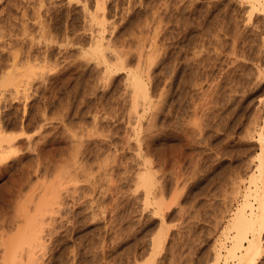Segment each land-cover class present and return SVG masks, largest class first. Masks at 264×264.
<instances>
[{"label":"rangeland","instance_id":"obj_1","mask_svg":"<svg viewBox=\"0 0 264 264\" xmlns=\"http://www.w3.org/2000/svg\"><path fill=\"white\" fill-rule=\"evenodd\" d=\"M39 1L0 0V54L8 50L10 42L19 59L26 61L28 57L26 65L23 60L20 63H44L42 69L47 66L44 73L48 71L44 76L47 86L43 84L37 93L32 88V98L27 102L14 99L10 91L0 87V126L6 134L21 140L14 150L23 149L12 150L3 161L7 163L0 162V221L13 218L22 208L33 214L35 200L59 193L60 209L52 213L55 223L44 226H53L54 233L49 239L44 233L46 249L36 264H212L217 242L223 239L229 244L223 229L243 201L260 152L258 135L264 126V0H257V9L253 10L254 0H107L103 26L96 19L84 17L88 13L81 8L82 0H72L71 4L67 0H44L38 8ZM87 2H92L89 9H94V0ZM47 9H52L51 19L44 14ZM38 19L47 26L42 27L44 31L39 29ZM53 22L57 24L55 29L50 25ZM95 28L103 37L113 39L117 50L122 46L120 50L127 49L129 66L148 86V106L143 112V105L138 106L141 113L136 134L132 94L124 86L128 82L126 71L120 69L103 82L100 75L104 63L90 59L87 52L84 55L89 58L80 54L84 48L90 50L89 39L98 34L92 31ZM46 30L49 36L44 37ZM55 37L62 43L45 41ZM66 37L71 43L65 42ZM29 40L31 46L39 44L38 48L36 44L30 46L35 52L28 49L34 59L25 50ZM39 48L45 59L38 54ZM139 54L143 61L140 67L136 62ZM26 69L22 73L26 74ZM48 82L54 86L50 88ZM44 87L48 90L43 93ZM24 139L32 140L35 147L27 150ZM141 170L153 173V181H157L147 199L145 189L138 186ZM158 196L164 198L160 204ZM249 201L256 208L252 197ZM7 224L4 230L10 226ZM260 240L255 264H264V233ZM220 261L229 263L223 258Z\"/></svg>","mask_w":264,"mask_h":264},{"label":"bare ground","instance_id":"obj_2","mask_svg":"<svg viewBox=\"0 0 264 264\" xmlns=\"http://www.w3.org/2000/svg\"><path fill=\"white\" fill-rule=\"evenodd\" d=\"M44 2V0H40L38 3H39V5L41 4V5H43L44 3H40V2ZM46 1V0H45ZM75 1H80V3H81V0H75ZM107 0H94V4H93V7L92 8H94V9H89V5H92L91 3L89 4L88 2H87V0H82V3H83V6H81V8H83V11H84V13L86 14V13H88L87 15H84V17L86 18V16L89 18V21H93V20H95V22L98 20V23L101 25V26H103V23H104V21H105V15L106 14H104V12H103V10H104V8H105V2H106ZM252 1V0H251ZM257 0H254V2H252L251 3V9L253 10V9H255V7H256V9H257V6H255V2H256ZM50 2V1H49ZM53 2V0L51 1V3ZM56 2V1H55ZM71 2H72V0H67L66 1V3H68V4H71ZM79 3V4H80ZM88 3V4H87ZM116 3V2H115ZM35 4V3H34ZM50 3H48V5H49ZM58 4V3H57ZM117 4V3H116ZM38 6V8L40 7H42V6ZM66 5V4H65ZM110 5H111V3H110ZM126 5V4H125ZM246 5V4H245ZM258 5V4H257ZM36 6V7H37ZM56 7H57V5H55ZM54 6V7H55ZM60 6V5H59ZM122 6V5H121ZM33 7H35V6H33ZM46 7L47 6H45V9H46ZM53 7V6H52ZM53 7V8H54ZM55 7V9H57ZM62 7H64V6H62ZM67 7H68V5H67ZM79 7H80V5H79ZM115 7H117V6H115ZM114 7V8H115ZM128 7V6H127ZM66 8V7H65ZM190 8V7H189ZM35 9H37V8H35ZM64 9V8H63ZM62 9V10H63ZM106 9H108V8H106ZM43 10V9H42ZM72 10V9H71ZM115 10V9H114ZM130 10V9H129ZM37 11H39V10H37ZM45 11V10H44ZM43 11V12H44ZM51 11H52V9H51ZM50 11V12H51ZM55 11V10H54ZM80 11V10H79ZM86 11V12H85ZM110 11H111V9H110ZM125 11V10H124ZM50 12H48V9H47V13H46V11H45V13L44 14H49L48 15V17L47 18H50L51 19V16L50 15H52V13L50 14ZM56 12V11H55ZM61 12V11H60ZM248 12V11H247ZM252 12V11H251ZM37 14H38V12H36ZM62 13V12H61ZM83 13V14H84ZM30 14V13H29ZM54 14V13H53ZM58 14V13H57ZM60 14V13H59ZM58 14V15H59ZM121 14V13H120ZM138 14V13H137ZM50 16V17H49ZM250 16V15H249ZM40 17H43V20H44V16H40ZM55 17H57V16H55ZM54 17V18H55ZM63 17V16H62ZM61 17V18H62ZM35 18H36V16H35ZM53 18V17H52ZM58 18V17H57ZM64 18V17H63ZM83 18V17H82ZM87 18V19H88ZM248 18H250V17H248ZM56 19V18H55ZM55 19H54V21H55ZM60 19V18H59ZM86 19V20H87ZM107 19V18H106ZM58 20V19H57ZM57 20H56V23H57ZM64 20V19H63ZM84 20V19H83ZM33 21V20H32ZM38 21H39V19H38ZM47 21V20H46ZM51 21H53V20H51ZM59 21V20H58ZM85 21V20H84ZM88 21V20H87ZM86 21V22H87ZM48 22V21H47ZM60 22V21H59ZM59 22H58V24H59ZM62 22V21H61ZM83 22V21H82ZM107 22H109L108 20H107ZM38 23V25L40 26V28L39 29H41L42 27H43V23H42V20L41 21H39V22H37ZM54 23V22H53ZM64 23V22H63ZM93 24L94 22H89L88 24ZM5 24V23H4ZM98 24V25H99ZM12 25V24H11ZM20 25H21V23H20ZM47 25V24H46ZM50 25H53V27H54V25H57V24H50ZM114 25V24H113ZM183 25V24H182ZM39 26H36V27H39ZM90 27H91V25H89ZM93 26V25H92ZM95 26V25H94ZM187 26V25H186ZM185 26V27H186ZM21 27V26H20ZM23 27V26H22ZM21 27V28H22ZM46 28H47V26H45ZM45 27H43V28H45ZM52 27V26H51ZM63 27V26H62ZM66 27V26H65ZM64 27V28H65ZM75 26H73L72 28H74ZM97 27V26H96ZM155 27V26H154ZM182 27V26H181ZM2 28H4V27H2ZM43 28H42V30H43ZM57 29H58V27H56ZM60 28V27H59ZM114 28V27H113ZM1 29V28H0ZM38 29V31H41V30H39ZM53 29H55V27L53 28ZM63 29V28H62ZM67 29V28H66ZM82 29V28H81ZM103 29V28H102ZM155 29V28H154ZM23 30V29H22ZM36 30V29H35ZM50 30V29H49ZM49 30H48V32H49ZM58 30H61V29H58ZM85 30V29H84ZM100 30V29H99ZM110 30V29H109ZM114 30V29H113ZM186 30V29H185ZM44 31V30H43ZM43 31H41V32H43ZM51 31V30H50ZM54 31V30H53ZM52 31V32H53ZM56 31V30H55ZM54 31V32H55ZM62 31H64V30H62ZM94 33L97 31L96 30V28H95V31L94 30H92ZM100 31H102V30H100ZM5 32V31H4ZM37 32V31H36ZM40 32V33H41ZM51 32V33H52ZM65 32V31H64ZM98 32V31H97ZM111 32V31H110ZM171 32V31H170ZM46 33V34H45ZM61 33V32H60ZM67 33V32H66ZM81 33V32H80ZM6 34V33H5ZM43 34H45V35H43L44 37H47V30H46V32H44ZM52 34H54V33H52ZM57 34V33H56ZM58 34H59V32H58ZM77 34V33H76ZM103 34V33H102ZM101 34V32H98V34L96 33L94 36L92 35V37H91V39H89L90 40V44H89V42H88V44H89V48H90V50H85V48H84V51H82L81 50V52H83V53H80V54H83V56H87L88 55V53H89V55H90V57H92V58H90V59H93V58H95V60H97V61H99V60H101L103 63H104V65H103V74H101L100 75V77L101 76H103L102 78H100V79H102L103 80V82L107 79V81L109 80V79H111L112 77H113V74H115L118 70H120V69H124L126 72H125V80H127L128 82H126V81H124V83L126 82V84L124 85L125 86V89H126V85H127V87L129 88L128 90H130V92H128L127 91V93H131L132 95H131V100H132V109H133V112H134V114H135V119H136V121H135V125L136 124H139L140 123V121H139V119H140V109H138V106H142L143 105V108L141 109V111L143 112V111H145V107H147L148 105H146V101H147V99L149 98V89H148V86H147V84H146V81L143 79V77L140 75V74H138V72H136L137 70L135 69L134 70V68H131V66H129V59L130 58H128V51H126L127 49H125V50H120V49H122L123 48V46H122V48H120L119 50H117V48L116 47H118V46H115L116 44H115V42H111V41H113V39L111 40V39H107L105 36L103 37V35ZM112 34V33H111ZM110 34V35H111ZM176 34H178L177 32H176ZM3 35V34H2ZM22 35V34H21ZM23 35H25L24 34V32H23ZM62 35V34H61ZM65 35V34H64ZM73 35V34H72ZM80 35V34H79ZM89 35H91V34H89ZM107 35V34H106ZM27 36H29V35H27ZM35 36V35H34ZM38 36H40V35H38ZM49 36V35H48ZM50 36H52V38H53V35H50ZM56 36V35H55ZM60 36V35H59ZM67 36V35H66ZM2 37V36H1ZM0 37V38H1ZM44 37H42V38H44ZM72 37V36H71ZM154 37V36H153ZM48 38H50V37H48ZM77 38V37H76ZM88 38H90V37H88ZM106 38V39H105ZM23 39V38H22ZM34 39V38H33ZM38 39V38H37ZM61 39H63V38H61ZM65 39V38H64ZM64 39H63V43H64ZM75 39V38H74ZM86 39V38H85ZM156 39V38H155ZM175 39V38H174ZM174 39H173V41H174ZM189 39V38H188ZM31 40V39H30ZM30 40H29V47H27V49L25 48V50L26 51H28V49L29 48H31L32 46H34L36 43H34V45H30V44H32L31 42H30ZM48 41V42H50L51 44H53V43H58V40L59 39H56V37H55V39H45V41ZM70 40H71V38H70ZM70 40H69V38H67L66 37V39H65V42L67 41V43L69 42V43H71L70 42ZM124 40V39H123ZM182 40V39H181ZM192 40V39H191ZM235 40V39H234ZM2 41H3V39H2ZM22 41V40H21ZM26 41H28V40H26ZM31 41H33V40H31ZM60 41V40H59ZM61 43H62V41H60ZM120 42V41H119ZM186 42V41H185ZM184 42V43H185ZM191 42V41H190ZM22 43V42H21ZM49 43V44H50ZM112 43H114V45L113 46H115V49H114V47L112 46ZM117 43V42H116ZM215 43V42H214ZM6 44V43H5ZM45 44V46H49L48 45V43L47 42H45L44 43ZM43 44V45H44ZM59 44V43H58ZM64 44H66V43H64ZM74 44V43H73ZM119 44V43H118ZM187 44V43H186ZM9 45H10V47L8 46V45H6V46H4V47H9V48H11L13 45H11L10 44V42H9ZM155 45V44H154ZM2 46V45H1ZM31 46V47H30ZM35 46H37V44L35 45ZM41 46V45H40ZM52 45H50V47H51ZM61 46V45H60ZM120 46V45H119ZM191 46V45H190ZM3 47V46H2ZM24 47V46H23ZM39 47V44H38V46L36 47V48H38ZM42 48H44L43 46H41ZM68 47V46H67ZM113 47V48H112ZM201 47V46H200ZM206 47V46H205ZM9 48H8V50H9ZM34 48V47H33ZM36 48H35V50H36ZM47 48L48 47H46L45 49H43L44 51H46L47 50ZM109 48H110V50H109ZM164 48V47H163ZM179 48H180V46H179ZM198 48V47H197ZM3 49H5V48H3ZM39 49H41V48H39ZM66 49V48H65ZM75 49V48H74ZM83 49V48H82ZM108 49V50H107ZM124 49V48H123ZM129 49V48H128ZM182 49V48H181ZM200 49V48H199ZM7 50V51H8ZM34 51V49H30V51ZM38 50V49H37ZM60 50H61V47H60ZM184 50V49H183ZM196 50V49H195ZM2 50H0V52H1ZM6 50H4V52H5V54L7 53V54H9V52H7ZM24 51V50H23ZM22 51V52H23ZM42 51V49L40 50V51H38L39 53L38 54H41V58H42V53H40ZM43 51V52H44ZM50 51V50H49ZM109 51V53H107V52ZM136 51H140V50H136ZM193 51V50H192ZM200 51V50H199ZM4 52H3V54H0V60L2 61H0V87H3V90H4V88H6L5 90H8V91H10L11 92V94L13 95V98L14 99H19L20 100V98L21 99H23V100H25L26 102H27V99H29L28 97H31V94L29 93V91H31V89L32 90H34L35 92L37 91V90H39L40 88H41V86L44 84V85H46L47 86V84H46V80L48 79L47 77H44V76H46L47 75V72H46V74L44 73V70H45V67H47V66H43L44 68L42 69V64H44V63H42V64H40V63H36V64H38L37 66H35V64L30 60L31 58H33V57H31L32 55L31 54H33V53H30L29 51V57H31V58H29V63H30V61H31V63L29 64V66L27 65V66H24V65H26V63L25 62H28V57H25V58H27L26 59V61L25 60H23V59H19V58H21V57H17L18 55H16L17 53H15L14 51L12 52V48H11V53L9 54V57H7L8 55L6 54V56L4 57L3 55H5L4 54ZM21 52V53H22ZM25 52V51H24ZM35 52V51H34ZM87 52V53H86ZM152 52V51H151ZM163 52V51H162ZM161 52V53H162ZM2 53V52H1ZM13 53V54H12ZM59 53V52H58ZM60 53H62V55H63V51L62 52H60ZM84 53H86L87 55H84ZM139 53H141V51L139 52ZM196 53V52H195ZM18 54H20V53H18ZM28 54V53H27ZM26 54V55H27ZM38 54H35L34 53V55H35V58H36V60L38 59L37 58V55ZM43 54H45V53H43ZM79 54V55H80ZM142 54V53H141ZM148 54V53H147ZM25 55V56H26ZM33 55V56H34ZM46 55V54H45ZM45 55H43V57L45 56ZM48 55V54H47ZM61 55V56H62ZM67 55V54H66ZM65 55V56H66ZM78 55V56H79ZM129 55H130V53H129ZM133 55V54H132ZM149 55H151V54H149ZM153 55V54H152ZM193 55V54H192ZM200 55H201V53H200ZM2 56H3V58H8V60H7V58L6 59H2ZM28 56V55H27ZM59 56V55H58ZM60 56V57H61ZM76 56V55H75ZM82 56V57H83ZM146 56V55H145ZM148 56V55H147ZM46 57V56H45ZM45 57L44 58H42V59H45ZM69 56H67V58H68ZM84 57V58H85ZM88 58H89V56H87ZM22 58H23V55H22ZM24 58V59H25ZM48 58V57H47ZM57 58V57H56ZM63 58V57H62ZM66 57L64 58L65 60L67 59ZM78 58V57H77ZM80 58V57H79ZM78 58V59H79ZM143 58H144V56H143ZM34 59V58H33ZM32 59V60H33ZM40 59V58H39ZM42 59H40V60H42ZM60 59V58H59ZM73 59H75V58H73ZM81 59V58H80ZM136 59V58H135ZM154 59V58H153ZM189 59V58H188ZM190 59H192V57H190ZM7 60V61H6ZM20 60H23V63H24V65H23V63H20ZM65 60H62V61H64L65 62ZM83 60V59H82ZM147 60V59H146ZM25 61V62H24ZM73 61V60H72ZM84 61V60H83ZM101 61H99L98 62V64H103ZM187 61V60H186ZM198 61V60H197ZM22 62V61H21ZM44 62V61H43ZM61 62V61H60ZM96 62V61H95ZM137 63H135L134 64V67L135 66H137V65H139V67L140 66H142V65H140V64H142L141 62H143V61H141V56H140V54H139V56H138V58H137V61H136ZM173 62V61H172ZM194 62V61H193ZM33 63V64H32ZM46 63V62H45ZM68 63H72L71 61H67V64ZM73 63H74V61H73ZM75 63H76V61H75ZM187 63V62H186ZM28 64V63H27ZM32 64V65H31ZM46 64H48V62L46 63ZM59 64V63H58ZM66 63L65 64H63V65H67ZM77 64H79V62L77 63ZM97 64V63H96ZM100 64V65H101ZM137 64V65H136ZM146 64V63H145ZM183 64V63H182ZM68 65H71V64H68ZM74 65V64H73ZM72 65V66H73ZM99 65V66H100ZM149 65H150V63H149ZM188 65V64H187ZM25 67V68H22V67ZM38 66H41V67H38ZM60 66V65H59ZM198 66V65H197ZM26 69L27 67H29L28 69L29 70H27L28 72L25 74L24 72L22 73V69ZM35 67V68H34ZM61 67H62V64H61ZM64 67H66V66H64ZM69 67V66H68ZM67 67V68H68ZM139 67H135V68H139ZM32 68H34V69H32ZM39 70H38V69ZM143 68V67H142ZM62 69H64V68H62ZM133 69V70H132ZM141 69V68H140ZM16 70H18V71H16ZM20 70V71H19ZM65 70V69H64ZM122 70H120V71H122ZM147 70H148V67H147ZM57 71H59V70H57ZM68 71L69 70H67V73H68ZM74 71V70H73ZM84 71V70H83ZM141 71V70H140ZM186 71V70H185ZM16 72H18L19 74L17 75V73ZM20 72L22 73L21 75H20ZM61 72V71H60ZM75 72V71H74ZM190 72V71H189ZM29 73V74H28ZM78 73V72H77ZM28 74V75H27ZM195 74V73H194ZM22 75H25V77L23 76L22 77ZM27 75V76H26ZM96 76H99V74L97 75L96 74ZM147 76V75H146ZM48 77H49V75H48ZM193 77V76H192ZM195 78V77H194ZM53 78L51 77V82H53V84L55 83L53 80H52ZM105 79V80H104ZM190 79V78H189ZM50 80V79H49ZM48 80V81H49ZM97 80H99V79H97ZM181 81V80H180ZM199 81V80H198ZM45 82V83H44ZM197 82V81H196ZM201 82V81H200ZM49 83V82H48ZM91 83V82H90ZM168 83V82H167ZM50 84V83H49ZM193 84V83H192ZM43 85V86H44ZM52 84H50V88H52V86H54V85H52ZM79 85V84H78ZM163 85V84H162ZM9 86H11V87H9ZM49 86V85H48ZM190 86V85H189ZM9 87V88H8ZM168 87V86H167ZM200 87V86H199ZM198 87V88H199ZM48 88V87H47ZM46 87H44V89H43V93H44V90L46 89V90H48ZM49 88V89H50ZM1 89V88H0ZM164 89V88H163ZM46 90H45V92H46ZM97 90V89H96ZM125 91V90H124ZM123 91V92H124ZM197 91V90H196ZM39 92V91H38ZM41 92H42V89H41ZM40 92V93H41ZM50 92V91H49ZM126 92V91H125ZM124 92V93H125ZM161 92H163V91H161ZM161 92H160V94H161ZM37 93V92H36ZM39 93V94H40ZM5 94V93H4ZM10 94V95H11ZM104 94V93H103ZM159 94V95H160ZM198 94V93H197ZM7 95V94H6ZM33 95H36V94H34L33 93ZM120 95V94H119ZM195 95V94H194ZM39 96V95H38ZM43 96H46V95H43ZM105 96V95H104ZM118 96V95H117ZM162 96V95H161ZM190 96V95H189ZM35 97V96H34ZM40 97V96H39ZM120 97V96H119ZM32 98V97H31ZM122 98V97H121ZM160 98V97H159ZM3 99V98H2ZM45 99V98H44ZM108 99V98H107ZM151 99V98H150ZM179 99V98H178ZM103 100V99H102ZM125 100V99H124ZM83 101V100H82ZM109 101V100H108ZM123 101V100H122ZM129 101V100H128ZM149 101V100H148ZM157 101V100H156ZM177 101V100H176ZM196 101V100H195ZM42 102L43 103H45L43 100H42ZM94 102V101H93ZM104 102V101H103ZM131 102V101H130ZM151 102V101H150ZM159 102V101H158ZM153 103H155V102H153ZM34 104V103H33ZM36 104V103H35ZM130 104V103H129ZM140 104V105H139ZM147 104H148V102H147ZM195 105V104H194ZM130 106V105H129ZM193 106V105H192ZM43 107V106H42ZM112 107V106H111ZM35 108V107H34ZM110 108V107H109ZM108 108V109H109ZM158 108V107H157ZM180 108V107H179ZM36 109V108H35ZM130 109V108H129ZM25 110V109H24ZM111 110H112V108H111ZM110 110V111H111ZM43 111H45V110H43ZM84 111V110H83ZM88 111V110H87ZM104 111V110H103ZM109 111V112H110ZM129 111V110H128ZM41 112V111H40ZM106 112V111H105ZM159 112V111H158ZM100 113V112H99ZM104 113V112H103ZM84 114V113H83ZM108 114V113H107ZM41 115H43V113L41 114ZM45 115V114H44ZM114 115V114H113ZM122 115V114H121ZM143 115V114H142ZM15 116V115H14ZM106 116V115H105ZM153 116V115H152ZM1 117V116H0ZM42 117V116H41ZM95 117H96V115H95ZM98 117V116H97ZM109 117V116H108ZM128 117H129V115H128ZM7 118V117H6ZM92 118V117H91ZM121 118V117H120ZM142 118V117H141ZM146 118V117H145ZM182 118V117H181ZM9 119V118H8ZM113 119V118H112ZM118 119V118H117ZM144 119V118H143ZM149 119V118H148ZM32 120V119H31ZM95 120V119H94ZM97 120V119H96ZM95 120V121H96ZM147 120V119H146ZM151 120V119H150ZM21 121V120H20ZM102 121V120H101ZM116 121V120H115ZM139 123H138V122ZM148 121V120H147ZM94 122V121H93ZM129 122V121H128ZM137 122V123H136ZM186 122V121H185ZM43 123V122H42ZM45 123V122H44ZM95 123V122H94ZM98 123H99V120H98ZM151 123V122H150ZM150 123L148 122V124L150 125ZM180 123V122H179ZM92 124V123H91ZM152 124V123H151ZM2 125V124H1ZM7 125V124H6ZM5 125V126H6ZM67 125V124H66ZM65 125V126H66ZM72 125V124H71ZM135 125H133V126H135ZM153 125V124H152ZM38 126V125H37ZM40 126V125H39ZM38 126V128H41V127H39ZM46 126V125H45ZM162 126V125H161ZM183 126V125H182ZM262 126V125H261ZM61 127H63V126H61ZM67 127V126H66ZM136 127V128H135ZM135 127H133V128H135L136 129V132H135V134L136 133H138V126L136 125ZM140 128V127H139ZM150 128V127H149ZM185 128V127H184ZM261 128V127H260ZM63 129V128H62ZM66 129V128H65ZM131 129V128H130ZM150 129H152V128H150ZM183 129V128H182ZM118 130V129H117ZM133 130V129H132ZM91 131V130H90ZM89 131V132H90ZM186 131V130H185ZM261 131V130H260ZM77 132V131H76ZM88 132V131H87ZM108 132V131H107ZM147 132V131H146ZM80 133V132H79ZM86 133V132H85ZM103 133V132H102ZM114 133V132H113ZM160 133V132H159ZM185 133H187V132H185ZM257 133V132H256ZM46 134V133H45ZM68 134V133H67ZM73 134V133H72ZM82 134V133H81ZM124 134V133H123ZM129 134V133H128ZM146 134V133H145ZM153 134V133H152ZM193 134V133H192ZM49 135V134H48ZM65 135V134H64ZM69 135V134H68ZM106 135V134H105ZM104 135V136H105ZM127 135V134H126ZM138 135V134H137ZM148 135V134H147ZM66 136V135H65ZM82 136V135H81ZM84 136V135H83ZM82 136V137H83ZM87 136V135H86ZM259 137H258V140L260 141L259 143H258V146L260 147L259 148V150H260V152L258 153V156H257V163H256V166H255V169H254V171L252 172V176L250 177V179H249V182H248V184L247 185H249L248 186V189H247V191L245 192V194H243L244 195V198H243V201H241V203L236 207V209L233 211V213H232V216H231V218H230V220H229V224L226 226L225 225V227H224V236H226L225 238L226 239H228L229 240V244H227L226 245V243H225V241H223V239H220L217 243H218V245H216L217 246V249H216V252H215V257H214V261H212V264H219V261L223 258L224 259V261H226V262H228V260H229V263H226V262H224V263H226V264H255V262H256V257H257V254H258V252H257V249H259V246H260V242H261V240H260V237H261V234L262 233H264V126H262V131L259 133V135H258ZM38 137V136H37ZM68 137H70V136H68ZM107 137V136H106ZM145 137V136H144ZM147 137V136H146ZM18 136L16 137V135L15 136H10V135H8V134H6V132L4 131V129L2 128V126H0V162L2 161H4V160H6L7 158H9V154H11V153H15V152H17L18 150H20V149H16V150H14V147H16V143L17 142H21V140L18 138ZM26 138H27V136H26ZM97 138V137H96ZM103 138V137H102ZM125 138V137H124ZM143 138V137H142ZM187 138V137H186ZM83 139V138H82ZM189 139V138H188ZM25 140V139H24ZM37 140H38V138H37ZM47 140V139H46ZM152 140V139H151ZM257 140V141H258ZM32 140H30L29 141V139H27V141L25 140V146L24 147H26L27 148V150H32V148H34L35 147V144H34V147L32 146V142H31ZM40 141V140H39ZM42 141V140H41ZM80 142V141H79ZM85 142V141H84ZM93 142V141H92ZM141 142V141H140ZM144 142V141H143ZM150 142V141H149ZM35 143H37V142H35ZM81 143V142H80ZM89 143V142H88ZM94 143V142H93ZM102 143V142H101ZM125 143H126V141H125ZM142 143V142H141ZM23 144V143H22ZM40 144V143H39ZM39 144H38V146H39ZM78 144V143H77ZM118 144V143H117ZM19 145V144H18ZM21 145V144H20ZM24 145V144H23ZM37 145V144H36ZM51 145V144H50ZM71 145V144H70ZM32 146V148L30 149L29 147H31ZM79 146V145H78ZM93 146V145H92ZM40 147V146H39ZM52 147V146H51ZM71 147V146H70ZM113 147V146H112ZM13 148V149H12ZM42 147H40L39 149H41ZM58 148V147H57ZM74 148V147H73ZM81 148V147H80ZM79 148V149H80ZM99 148V147H98ZM38 149V148H37ZM36 148L34 149L35 151L37 150ZM113 149V148H112ZM12 150H13V152H12ZM87 150V149H86ZM95 150H98V149H95ZM21 152H23V149H21L20 150ZM19 151V152H20ZM24 151H25V149H24ZM38 151V150H37ZM52 151V150H51ZM101 151V150H100ZM103 151V150H102ZM69 152H71V151H69ZM97 152V151H96ZM119 152H122V151H119ZM146 152V151H145ZM9 153V154H8ZM45 153V152H44ZM87 153V152H86ZM107 153V152H106ZM26 153L24 152L23 153V155H25ZM39 154V153H38ZM72 154H74V153H72ZM76 154V153H75ZM103 154V153H102ZM109 154V153H108ZM136 154V153H135ZM69 155V154H68ZM11 156V155H10ZM40 156V155H39ZM42 156V155H41ZM49 156V155H48ZM74 157H75V155H73ZM88 156V155H87ZM110 156V155H109ZM94 157V156H93ZM37 158H38V156H37ZM72 159L71 160H73V157H71ZM113 158V157H112ZM36 159V158H35ZM46 159V158H45ZM63 160H65L64 158H62ZM75 159L76 158H74V162H75ZM81 159V158H80ZM97 159V158H96ZM101 159V158H100ZM109 159V158H108ZM111 159V158H110ZM114 159V158H113ZM62 160V161H63ZM107 160V159H106ZM68 161V160H67ZM125 161V160H124ZM151 161V160H150ZM1 162V163H2ZM65 162V161H64ZM80 162V161H79ZM100 162V161H99ZM105 162V161H104ZM103 162V163H104ZM139 162V161H138ZM144 162H148V161H144ZM152 162V161H151ZM160 162V161H159ZM4 163V162H3ZM5 163H7V162H5ZM4 163V164H5ZM81 163V162H80ZM102 163V164H103ZM106 163H109V162H106ZM124 163V162H123ZM37 164H39V162L37 163ZM36 164V165H37ZM55 164H57V163H55ZM79 164V163H78ZM87 164V163H86ZM100 164V163H99ZM149 164H150V162H149ZM42 165V164H41ZM47 165V164H46ZM82 165V164H81ZM85 165V164H84ZM98 165V164H97ZM107 165V164H106ZM136 165H139V164H136ZM152 166V165H151ZM43 167V166H42ZM63 167V166H62ZM81 167V166H80ZM127 167V166H126ZM142 167H144V166H142ZM70 168V167H69ZM29 169V168H28ZM37 169V168H36ZM63 169H64V167H63ZM110 169V168H109ZM145 169V168H144ZM148 168H146L145 170H147ZM66 170H67V168H66ZM123 170V169H122ZM138 170V169H137ZM149 170V169H148ZM147 170V171H148ZM58 171V170H57ZM56 171V172H57ZM142 172H138L139 174H137V178H138V183H140V184H138V186L139 185H141L142 187H143V189H145V194H144V197L145 196H147L148 194L150 195V193L152 192V191H150V189H153V187H152V185H153V182H154V184L157 182V181H153V180H155V178L153 179L152 177V175L151 174H153V173H151V172H147V171H144V170H141ZM45 175V174H44ZM59 177L60 176H58V179H59ZM92 179H94V178H92ZM134 180H137V179H134ZM90 181V180H89ZM93 181V180H92ZM53 182V181H52ZM55 182V181H54ZM160 182V181H159ZM50 184H51V182H50ZM44 185H47V183L46 184H44ZM55 185H56V182H55ZM54 185V188H56V186ZM156 185V184H155ZM164 185V184H163ZM247 185H246V187H247ZM49 186V185H48ZM140 186V187H141ZM154 186V185H153ZM252 186L254 187L253 189H252ZM152 187V188H151ZM156 187V186H155ZM47 188V187H46ZM57 188H58V186H57ZM138 188V187H137ZM160 189V188H159ZM21 190V189H20ZM55 190H57V189H55ZM251 190H253V191H251ZM144 191V190H143ZM157 191V190H156ZM170 191V190H169ZM46 192H47V190H46ZM58 192V191H57ZM49 193V192H48ZM47 193V194H48ZM52 193H54V189H52ZM73 193V192H72ZM158 193V195L160 194L159 192H157ZM156 193V194H157ZM10 194V193H9ZM51 194V193H50ZM50 194H48V195H50ZM57 194H59V193H57ZM55 195V193L52 195L51 194V196H48V195H43V197H40L38 200H35L36 202H35V205H34V212H33V214H27V209L25 208V210L22 208L21 209V211L22 212H17V214H15L14 215V217L13 218H10V219H12V220H10V219H6V218H2V220L0 221V227H1V230H0V264H36L37 263V261H38V259L40 258V256L42 255V257H43V254H42V252L41 251H43V250H45L46 248V242L45 241H47L48 239H49V237H51L52 235V233H54L53 231H52V228H53V226H51V228H48V230H47V228H45L44 229V226H47V223H49L50 225H52L53 223H55V220L53 219V218H55V214L53 215L52 213H54L55 212V210H58V209H60L59 208V204H60V202H59V198H60V196H59V198L57 197L58 195ZM163 194V193H162ZM26 195V194H25ZM24 195V196H25ZM155 196V195H154ZM159 196H161V195H159ZM158 196V197H159ZM26 197V196H25ZM24 197V198H25ZM250 197H252V199H254L255 200V202L257 203V206H256V208H253L254 206H253V204L252 203H250ZM146 198V197H145ZM160 198V197H159ZM159 198H157V199H159ZM35 199V198H34ZM147 199V198H146ZM155 199V198H154ZM153 200V199H152ZM156 200V199H155ZM161 200H164V198L162 199V197L159 199V204H160V201ZM15 201V200H14ZM143 201H144V199H143ZM148 201V200H147ZM147 201L145 202V203H147ZM102 202V201H101ZM157 202V203H158ZM15 204V203H14ZM24 204V203H23ZM64 204H66V203H64ZM99 204V203H98ZM156 204V203H155ZM21 205V204H20ZM148 205V204H147ZM19 206V205H18ZM159 205H157L156 207H158ZM25 207H27V206H25ZM107 207H108V205H107ZM160 207H162V205H160ZM15 208H16V206H15ZM31 208H32V206H31ZM112 208V207H111ZM18 209H20V208H18ZM30 209V208H29ZM13 210H14V208H13ZM24 210V211H23ZM100 210V209H99ZM155 210H157V209H155ZM160 210H162L161 208H160ZM160 210H157V212L158 211H160ZM19 211V210H18ZM161 212V211H160ZM28 213H29V211H28ZM31 213V212H30ZM67 213V212H66ZM156 213V212H155ZM53 215V217H52V215ZM13 215V214H12ZM48 215V216H47ZM70 217V216H69ZM230 217V216H229ZM1 218V217H0ZM58 218V217H57ZM66 218V217H65ZM112 218H114V217H112ZM122 218V217H121ZM59 220H60V218H59ZM63 220V219H62ZM117 220V219H116ZM47 221V222H46ZM54 221V222H53ZM61 222V221H60ZM112 222V221H111ZM7 223H9V224H7ZM45 223H46V225H45ZM7 224V226L8 225H10V226H8V227H6V230H4V226ZM49 224H48V226H49ZM107 224V223H106ZM113 227V226H112ZM61 228V227H60ZM117 228H118V226H117ZM54 229V228H53ZM59 229V228H58ZM113 229V228H112ZM120 229V228H119ZM111 230V229H110ZM56 231V230H55ZM44 233H46L47 235H48V239H46L45 237L47 236L46 234H44ZM57 233H58V231H57ZM55 235V234H54ZM229 235V236H228ZM157 235H155V238H158V237H156ZM158 236H159V234H158ZM58 237V236H57ZM160 237V236H159ZM163 238V237H162ZM52 239V238H51ZM152 240V239H151ZM154 240V239H153ZM157 240V239H156ZM159 240V239H158ZM152 243L154 242H156V241H151ZM153 243V244H154ZM152 244V245H153ZM158 245V244H157ZM154 246V245H153ZM37 247H38V249H37ZM261 248V247H260ZM35 249H37V250H35ZM52 251V250H51ZM53 252V251H52ZM224 252V253H223ZM44 253V252H43ZM45 254V253H44ZM51 255H52V253H51ZM50 255V256H51ZM54 255V254H53ZM57 257V256H56ZM51 258V257H50ZM125 258V257H124ZM151 258V257H150ZM41 259V258H40ZM45 260H46V258H44ZM54 260V259H53ZM56 260V259H55ZM129 260V259H128ZM47 261H48V259H47ZM146 261H149V260H146ZM46 262V261H45ZM221 262V261H220ZM43 263V262H42ZM47 263V262H46ZM45 263V264H46ZM156 263V262H155Z\"/></svg>","mask_w":264,"mask_h":264}]
</instances>
